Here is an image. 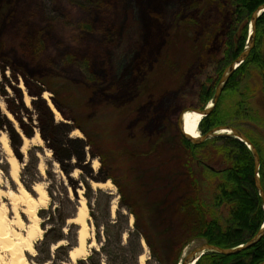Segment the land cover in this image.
I'll use <instances>...</instances> for the list:
<instances>
[{
    "label": "trees",
    "instance_id": "1",
    "mask_svg": "<svg viewBox=\"0 0 264 264\" xmlns=\"http://www.w3.org/2000/svg\"><path fill=\"white\" fill-rule=\"evenodd\" d=\"M163 1V8L157 9L153 16L162 22L165 21L162 28L164 30L166 28L169 38L160 46L162 49L165 45L167 50L160 51V56L156 62L160 65L163 61L165 72L162 71L169 76H174L178 81L176 87L180 86L178 91L181 96L194 93L199 103L196 108H205L211 102L224 71L246 49L249 38L247 23H250L253 12L264 4V0H161V2ZM131 2L132 0L129 1V5L132 4ZM7 13L9 17H7ZM14 13L11 6L5 11L0 8V40L3 39L0 41V60L5 66L9 65L14 68L16 73L18 72L17 74L24 77L30 94L37 98L36 103L34 102L35 107L40 108L42 112V115L39 116L41 118V120L39 119V125L41 124L39 128L44 134V139L49 142L54 155L57 156L58 153H62L61 157L58 156L57 159L63 168L67 167L64 171L70 174L72 172V160L75 158L82 159L87 154L85 144L91 148L99 145L98 142L102 139L99 133L103 127L100 121L96 119L97 117L87 118L89 122L96 124L95 131L87 130L77 121V127L87 138L86 143L79 139L70 138L62 141L55 136L60 127L67 128L68 125L56 123L52 109L43 98L45 89L52 92L53 104L63 112L64 116L66 114L64 111L71 105H68V100H74L76 98L74 94L77 92L74 90L68 92V87L64 83H61L57 90L49 86V81L67 78L65 75L66 65L62 60L60 63L54 62V66L61 68V71L48 64V73L45 75L29 73L31 78L28 79L22 67L25 63L16 61L13 53L14 55L16 53L23 54V49L26 48L30 55L35 56L36 49L34 50L32 37L20 36L22 38L21 46L13 50L4 46L5 32L3 31L9 26L4 24L8 19L13 21ZM112 23L115 26V23ZM243 23L246 25L243 33L239 36L237 32ZM257 24V37L250 57L231 75L224 87L219 103L212 110L211 115L202 119L200 130L201 133L206 134L214 127L228 125L245 132L260 154L259 173L264 188L263 145L249 133V129L245 128L246 123H239V121H258L256 120L257 111H253L250 107L251 93H246L241 88L242 84L250 78L253 69L258 71L262 80L259 92L264 93V13ZM13 26L15 28V25ZM228 26L229 28L226 29ZM220 32H224L222 37ZM127 34L130 36V31H127ZM131 40H133L130 42L131 45L139 43L138 36H133ZM218 42L220 43L219 50L216 51V56H213L211 52ZM123 43L120 48H116L113 44L91 46L93 47L91 53L87 52L81 59L78 57L82 54L71 49L72 54L68 55L67 58L69 61L78 60L80 62H76L80 64L94 67L93 73L97 77L100 76L97 82L100 87L96 90L108 87L113 93H119L122 90L121 69L124 64L132 63L133 59L128 43ZM125 45L128 47V53L125 50ZM91 47H88L86 51H89ZM178 55L180 61L177 59ZM184 59L187 60L186 63ZM34 61L28 63L34 64ZM154 65L152 69L149 68L151 71H153ZM5 66L3 72L6 71ZM190 78L198 81V88L195 91L186 90ZM146 79L147 76L142 81L144 84L138 86L136 91L137 94L139 93L138 95L143 94L142 102L146 101ZM83 87H87V84ZM135 88L136 86L132 87L131 90L129 86L128 91L135 93ZM238 94L244 100L235 105L233 113L225 112L223 110L225 101ZM61 96L62 98L59 100ZM98 97V101L104 98L101 95ZM132 102V100L126 102L124 107L131 106L126 104ZM80 103L81 106L78 105L77 107H82L83 112L89 113L82 106L84 99ZM247 106L251 111L248 112ZM155 107H150V116L158 122L159 117L156 118L155 115L159 107L156 112L152 113ZM183 110L181 109V111ZM12 112L17 115L14 111ZM224 113L230 116L227 117ZM45 116L49 119L48 123L44 122ZM65 117L67 118V116ZM135 117L133 116L132 119ZM70 119L72 120V118ZM177 121H173V124H176ZM259 121L262 122V120ZM146 122L148 121L138 117L137 122H132L130 127L127 126L126 135L124 134L127 139L124 142L122 140L117 142L116 145V147L124 150L119 159L122 162L125 160L127 167L130 162V167L135 172L136 182H134V187L130 186L132 192L127 197L129 202H124L126 195L122 191L123 205L134 215L135 228L132 230L129 227H123V222L127 220L124 214H120V221L118 222L110 220L96 225L98 233L103 234L100 238L102 246L100 250H92L89 257L79 259L78 264H139V260L144 254L143 240L147 243L153 257L161 264H165V261L166 264H179L186 247L196 241H208L213 245L228 248L238 247L253 238L264 224V204L256 188L257 174L255 173L254 156L248 145L227 135L208 139L200 144H193L181 134L178 126L175 132L172 131L171 127L167 129L172 134L175 133L174 137L171 135L163 139V135H160L162 130L157 128L145 135L146 129L144 130L142 124H146ZM160 122H162V118ZM9 124L0 110V125ZM45 124L46 126H44ZM22 125L24 131V124ZM138 128L143 129L144 138L143 134L141 137L136 136L134 131H137ZM255 130L260 139L264 140V131ZM25 133L28 137L31 136V133L27 131ZM80 144L83 152L81 154L74 153L72 148L74 145ZM29 152L31 160L22 173L30 172L34 166V171L38 174V158L31 150ZM112 156L116 158L115 153ZM100 158L105 162L102 156ZM113 161L116 164L115 160ZM123 165L119 166L118 169H122ZM196 167L201 168L205 176L210 178L208 182L212 187L211 204L202 196V186L196 175ZM35 176L33 171L30 180L22 176V182L28 189L34 185ZM108 177L114 180L118 188L122 189L121 183L115 177L111 175ZM53 179L56 180L55 177ZM70 180L74 182L72 178ZM83 183L86 187V197L90 201L95 191L88 180L83 179ZM48 193L52 198L51 205L38 212V215L43 219L40 226L44 230V238L35 246L38 252L37 256H40L37 262L40 264H46L50 261L51 264H58V261L69 262V254L78 243L80 224L75 222L68 224V222L77 218L79 203L71 199L67 190L57 193L49 189ZM98 193L105 195L109 200L110 195H106L101 189H98ZM139 197H142L141 201L138 200ZM57 198L58 203L55 204ZM96 202L97 210H100L102 202ZM109 205L110 201L106 205V210L109 209ZM69 207L71 210L67 211L66 208L69 209ZM223 207L229 208L227 220L220 214ZM90 208V213L94 216L91 204ZM125 233H128V237L124 241ZM63 242L66 244H62ZM53 246L57 247L54 253L51 252ZM161 251L167 254L166 260L163 259ZM43 252L46 254L45 258L42 257ZM263 262L264 238L249 249L241 250L234 255L227 256L221 253L208 252L198 260L197 264H261Z\"/></svg>",
    "mask_w": 264,
    "mask_h": 264
},
{
    "label": "rangeland",
    "instance_id": "2",
    "mask_svg": "<svg viewBox=\"0 0 264 264\" xmlns=\"http://www.w3.org/2000/svg\"><path fill=\"white\" fill-rule=\"evenodd\" d=\"M129 1L130 0H0V8L5 11V9L11 6L15 12L13 21L8 19L6 24H4L5 26L9 25L6 27L7 29H4L5 31H3L5 32L4 46L13 50L16 47L21 46L22 38L20 36L27 35L28 37H32L34 50L36 49L35 56L30 55L26 48L23 49V54L16 53L14 55L13 53L16 61L25 63L22 67L28 79L30 80L31 78V74L29 73H33L34 75H38V73L45 75L48 73V64L54 66V62L60 63L62 60L64 65H66L65 75L67 78L64 77L63 79H58V81H49V86L57 90L59 85L64 83L68 87V92H72L73 90L74 92H77V94H74V96H76L74 100H68V105H71L70 107H67L66 111H64L67 118L58 108L60 117L57 118L55 113L52 112L57 124L62 125L63 123L68 125L67 128L64 126L60 127L55 136L62 141H66L70 138L73 140L79 139L86 143L87 138L81 133L80 128L77 127V121L78 124H81L87 130L95 131L97 127L96 124L94 125L93 122H89L87 118L93 119L94 117H97L96 119L100 121V124L103 127V130L100 128L102 131L99 135L102 139L99 140V145H95V147L91 148L85 144L87 154L84 155V158L82 159H73L71 162L72 172L67 174V172L64 171L67 167L63 168L57 159L58 156L61 157L62 153H58L57 156L54 155L49 142L44 139V134L39 128L41 127V124L39 125V119L41 120L39 116L42 115V112L40 108L35 107L34 102L36 103L37 98L30 94L29 89L26 87L24 77L17 74L18 72L16 73L14 68L9 65L5 66L3 61L0 60V110L4 115V119L10 123L9 125H0V188L3 190H16L18 188L17 184L11 180L9 174L11 167L9 163L10 157L4 149V143L1 141L6 137L7 142L19 163L20 183L23 184L22 176L27 178V180H30L33 171L34 176L36 175L34 185L31 189H28L26 185L23 184L24 187L33 196H39L34 191V187L36 185H41L49 196L45 203L39 208V211L48 208L51 205L52 198L48 193L49 189L54 190L57 193L67 190V192L70 193L71 199L75 202L78 201L79 205L81 204V201L86 202L88 216L85 222V234L87 237L84 244L85 253L81 258L89 257L92 250H100L102 246L100 238L103 234L98 233L96 225L103 224L110 220L112 222H118L120 221V214H124L126 215L127 220L123 222V227H129L132 230L135 228L134 215L123 205L124 202L127 203L130 201L127 197L132 192L130 186L134 187V182H136L135 172L130 167V162L127 167L125 160L122 162L119 159V157H121V152H124V150L120 147H116L117 142L119 143L121 140L124 142L127 139V136H125L127 126H131L132 122H137L138 117H140L142 120L145 119V121H148L146 124H142L144 130L146 129V132H144L145 135H148L149 131L151 132V130L157 128L158 130H162V134L160 135H163V139L170 137L171 135V137H174L175 133L172 134L170 131H167V129L171 127L173 132H175V130L177 131L178 123L176 122V124H173V121L178 120L181 109L190 111V109H197L196 107L199 104L196 94L194 93L181 96L178 91L180 86L176 87L178 81H176L174 76H169L164 73L163 61L160 65L156 62L157 58L160 56V51L167 50L165 45L162 49H160V46L163 45L167 38H169V33L166 28L165 30L162 28V26L164 27L165 21L162 22L159 18L153 16L157 9L163 8L164 1L132 0L131 5H129ZM7 17H9L8 13ZM112 22L115 23V26ZM247 24V34L249 35L251 24L249 22ZM13 25H15V28ZM245 25L246 24L243 23V25L239 26L237 35L240 36V34L243 33ZM228 28L229 26L226 29ZM127 31H130V36L127 34ZM223 34L224 32H220L221 37ZM133 36H138L139 43L137 45H135V43L134 45H131L130 43L133 41L131 40ZM123 42L128 43L133 57L131 61L132 63L124 64L121 69L122 90H120L119 93H115L114 100L111 101V103L105 101V104L102 105L100 104V101H98L99 97L97 96L100 95V93L96 94L93 91V94L89 90L88 85V88L83 87L85 84L93 83L98 80L96 74L93 73L94 67L87 64H80L78 63L80 62L78 60H76L78 62L75 60L69 61L67 57L72 54L71 49L81 53L82 55L78 57L81 59L84 58L87 52L91 53V50L93 49L91 46L113 44L116 48H120L123 46ZM219 45V42L215 44V49L212 50L211 55L216 56V51L219 50ZM88 47H91V49L86 51ZM125 50H128L126 45ZM177 59L180 61L179 55L177 56ZM34 60H37L36 63ZM33 61L34 64L28 63ZM155 62L156 64L154 65ZM184 62L186 63L187 60L184 59ZM153 65L154 69L151 71ZM4 66L6 67L5 72H3ZM54 67L58 71H61V68L58 66ZM150 67L151 69H149ZM57 70H55L56 73H58ZM251 73L250 78L242 84L241 88L246 93H251L249 98L250 107L253 111H257L256 120L258 121H239V123H246L245 128L249 129V133L256 137V139L263 145L264 153V140L260 139L255 130L259 129L264 131V93L259 92V89L262 86L260 85L262 80L261 77H259L258 71L253 69ZM146 76V101L142 102L141 98L143 94L138 95L139 93L137 94L136 91L138 86L144 84L142 81ZM129 86L130 89L136 86L135 93L128 91ZM197 88L198 81L194 78H190V83L186 90L195 91ZM45 94L53 103L54 96L52 92L45 89L43 94V98L50 103L49 99L44 97ZM95 97L97 98L98 103L94 100ZM61 98L62 96L59 100H61ZM83 99L84 104L82 106L84 109L86 108L85 111H88L89 113L83 112L81 109L82 107H77L78 105L79 107L81 106L80 102L83 101ZM130 100L133 102L126 105L131 106L124 107V104ZM243 100L244 99L241 98L240 94L232 96L223 104V110L225 112L230 111L233 113L235 105ZM154 106L157 108L155 107V109L152 110V113L156 112V109L159 107V110L155 115L156 118L159 117L158 122L156 120L154 121V118L150 116V107ZM251 109L247 106L248 112L251 111ZM12 111L17 115H14ZM9 114L12 119L9 118ZM133 116L136 117L132 119ZM226 116L229 117L230 115L226 114ZM70 118H72V120ZM161 118L162 122H160ZM46 119L48 118L46 117ZM46 119H44V122L48 123L49 119ZM259 120H262V122ZM22 124H24L25 127L24 131ZM44 126H46V124ZM25 131L31 133V136L28 137ZM134 132L137 137H141L143 129L138 128L137 131ZM144 134L142 135L143 138L145 137ZM30 150L36 154V157L38 158V174L35 173L34 166L31 168L30 172H25V174L22 173L25 166L31 160ZM72 151L81 154V152H83L82 145H74ZM113 153H115L116 158L112 156ZM101 156L105 162L100 158ZM113 160H115L117 166ZM96 161L98 162V165L94 167ZM121 165H123V168L118 169ZM195 170L200 185L202 186V196L211 204L212 187L210 186V182H208L210 178L205 176V173L201 168L196 167ZM110 175L115 177V179L121 183L122 189L118 188L114 180L108 177ZM53 177H55L56 180H54ZM70 178H72L74 182H72ZM83 179L88 180L95 191L90 201L86 197V187L83 183ZM109 181L111 182L110 185L102 186V184H107ZM98 189H101L106 195H110L109 200H107L105 195L99 194ZM122 191L126 195L124 202L122 200ZM141 199L142 197L138 198L140 201ZM61 200L64 201L63 199ZM96 201L102 202V208L100 210H97ZM108 201H110V207L106 210ZM0 202H4L9 206L6 198H2ZM56 203H58V198L55 204ZM90 204L93 207L94 216L90 213ZM66 210L69 211L71 209L69 207V209L66 208ZM228 211V207H223L220 210V214L225 220L229 218ZM21 216L22 219L28 223L27 217L22 214ZM42 222L43 219L39 216V223L41 224ZM71 222L80 224L77 220H70L68 224H71ZM127 222L128 225H126ZM83 227V224H80V230ZM41 237L42 238L36 240L35 246L44 238L43 235ZM127 237L128 233H125L124 241ZM143 243L144 257L140 258L139 264H161L153 257L147 243ZM200 243L201 241H196L195 243L188 245L180 260L184 259L185 256ZM62 244H66V242H63ZM79 247L80 242L78 239L75 248ZM56 248V246H53L51 252L54 253ZM161 252L163 259L166 260L168 258L166 256L167 254L163 251ZM37 254L38 252L36 249L34 255L27 254V258L37 264V261L40 259V256H37ZM42 257L45 258L46 254L44 253ZM48 263L51 264V261L47 262V264ZM164 263L166 264V261ZM58 264H78V260L72 262L70 258L69 262L58 261Z\"/></svg>",
    "mask_w": 264,
    "mask_h": 264
},
{
    "label": "bare ground",
    "instance_id": "3",
    "mask_svg": "<svg viewBox=\"0 0 264 264\" xmlns=\"http://www.w3.org/2000/svg\"><path fill=\"white\" fill-rule=\"evenodd\" d=\"M44 97L49 99L46 94ZM48 105L55 113L56 117H60V112L51 101ZM9 118L12 119L10 114ZM202 118V113L200 114L193 110L186 111L183 118L186 134L194 138H199L201 136L199 125ZM222 132L230 133L228 130H223ZM1 141L4 143V149L10 157L9 163L11 167L9 174L11 180L17 184L18 188L16 190H3L0 188V200L6 198L9 205L7 206L4 202H0V264H36L31 259L27 258V254L34 255L36 251V240L42 238L43 229L39 223L38 211L49 196L41 185H36L34 187V191L39 196H33L24 185L20 183V168L16 156L13 154L6 137ZM97 165L98 162L96 161L94 167ZM110 183L109 181L107 184H102V186H108ZM80 203L77 211V218L74 220L79 221L78 223L83 224L84 227L78 233L80 247L71 250L69 254L72 262L79 260L85 253L84 244L87 237L85 234V222L88 213L86 202L81 201ZM21 214L27 217L28 223L22 219ZM90 245L93 246L92 244ZM143 257L144 255L141 258Z\"/></svg>",
    "mask_w": 264,
    "mask_h": 264
},
{
    "label": "water",
    "instance_id": "4",
    "mask_svg": "<svg viewBox=\"0 0 264 264\" xmlns=\"http://www.w3.org/2000/svg\"><path fill=\"white\" fill-rule=\"evenodd\" d=\"M264 13V4L260 5L254 12L253 15L251 16V32L250 36L247 42V47L246 49L241 53L240 56L234 62L231 63L230 66L227 67V69L224 71V73L221 76V80L216 87V93L212 99L211 102V107L210 105L207 106L204 109H192L195 112L202 113L203 117H208L211 115L213 112L212 110L216 107V105L219 103V99L221 97L222 92L224 91V87L226 83L229 81L231 75L235 72V70L242 64L244 63L250 56L251 50L255 46V39L257 37L256 30H257V22ZM186 111H183L182 114L180 115L179 121H178V127L179 131L183 136L189 141L192 142L193 144H200L203 141H206L208 139H213L214 137H219L223 135H227L230 137H235L241 142L246 143L249 146V149L251 152H253L254 156V163H255V173L257 174V178L255 181L257 191L261 195L263 204H264V188L263 184H261V179H260V174H259V169L261 166L260 162V154L257 150V147L253 144V142L249 139V137L241 130H239L236 127H231L228 125H223V126H218L212 128V130L208 131L206 134H202L199 138H194L193 136H190L186 134L185 132V123L183 121L184 114ZM223 130H228L230 133H224L222 132ZM214 169V168H211ZM263 227L260 229V231L253 236L247 243L241 244L238 247H228V248H223L220 246L213 245L211 243L207 242H202L200 244H197L196 247H194L186 256L184 259L181 260V264H197L198 260L206 255L208 252H214V253H221L223 255H234L239 253V251L244 250V249H249L251 246L257 244L262 240L264 237V224L262 225ZM261 264H264L261 263Z\"/></svg>",
    "mask_w": 264,
    "mask_h": 264
},
{
    "label": "flooded vegetation",
    "instance_id": "5",
    "mask_svg": "<svg viewBox=\"0 0 264 264\" xmlns=\"http://www.w3.org/2000/svg\"><path fill=\"white\" fill-rule=\"evenodd\" d=\"M99 79H100V77H98ZM98 79V80H99ZM98 80H96V81H94L93 83H89V84H87L88 85V87H89V90L93 93V91L97 94V93H100V95L103 97L104 96V98H101L99 101H100V104H102V105H104L105 104V101L106 102H108V103H111V101H113L114 99V96H115V93L116 92H112L111 90H109V88L108 87H103V88H101L100 90L98 89V90H96V88H99L100 87V85L97 83L98 82ZM87 87V88H88ZM94 94V93H93ZM95 94V95H96ZM98 96V95H97ZM95 101H97V98L95 97V99H94ZM97 103H98V101H97Z\"/></svg>",
    "mask_w": 264,
    "mask_h": 264
}]
</instances>
